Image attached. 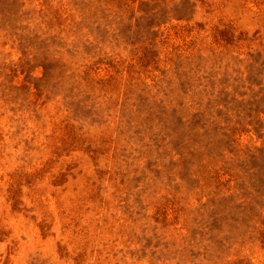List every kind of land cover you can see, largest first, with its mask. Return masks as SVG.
I'll list each match as a JSON object with an SVG mask.
<instances>
[{
	"label": "rangeland",
	"instance_id": "rangeland-1",
	"mask_svg": "<svg viewBox=\"0 0 264 264\" xmlns=\"http://www.w3.org/2000/svg\"><path fill=\"white\" fill-rule=\"evenodd\" d=\"M0 264H264V0H0Z\"/></svg>",
	"mask_w": 264,
	"mask_h": 264
}]
</instances>
